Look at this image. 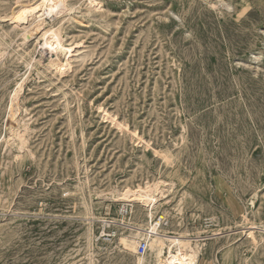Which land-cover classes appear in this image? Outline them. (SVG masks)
<instances>
[{
	"label": "rangeland",
	"instance_id": "1",
	"mask_svg": "<svg viewBox=\"0 0 264 264\" xmlns=\"http://www.w3.org/2000/svg\"><path fill=\"white\" fill-rule=\"evenodd\" d=\"M24 1L0 0V264H136L159 215L196 264H264V0H64L23 40ZM163 180L120 225L116 190Z\"/></svg>",
	"mask_w": 264,
	"mask_h": 264
},
{
	"label": "bare ground",
	"instance_id": "2",
	"mask_svg": "<svg viewBox=\"0 0 264 264\" xmlns=\"http://www.w3.org/2000/svg\"><path fill=\"white\" fill-rule=\"evenodd\" d=\"M66 3L64 0H28L20 2L17 10L13 14L11 13V19L22 25L21 28L23 29V32L20 33L21 35L23 34V40L29 39L31 33L34 30H40L41 37H45L48 33H51L52 38H55L59 36L60 28L55 29L56 27L53 26H44L45 19L43 18V16H58L62 11H70L74 8L73 5H67L68 3ZM30 26H33V29L30 30ZM47 41L48 40H46L43 45H46ZM58 43L59 45H61V47L63 46L60 39H58ZM56 47L58 48V46ZM57 61H59L58 53H56L55 60H51L50 62L57 64ZM15 101L16 100H11L8 104V111H10L8 115H10L11 117L15 115L17 110L14 103ZM20 140L22 143V138H20ZM165 186L166 184L164 183V180L163 182L153 181L151 183L145 182V184L143 185L137 184L134 188L126 185L120 190L116 191L118 192L117 196L119 201L129 205L134 202L141 204L147 209L146 215L149 218H152V209L156 208V204L159 199L158 196H160L162 193L164 194L163 190ZM158 218L160 220L161 218H163L161 223H159V220L153 221L152 219H150L149 221L146 220L145 223L136 222L135 226L131 225V228L129 230L130 236H127L128 242L125 243V246H123L122 248L132 253V255L136 254V264H196L199 253V245H197V241L199 240H191L182 232L175 233L176 231H171L167 228V226L169 225V220L163 215H159L157 219ZM253 228L257 227L254 226ZM119 239L123 240L122 237H120ZM142 239H145L147 241V248L143 254H139L136 249L139 241ZM257 243L258 239L257 237H255V239L252 241V244L256 245ZM145 254L150 255V260L146 259Z\"/></svg>",
	"mask_w": 264,
	"mask_h": 264
},
{
	"label": "built area",
	"instance_id": "3",
	"mask_svg": "<svg viewBox=\"0 0 264 264\" xmlns=\"http://www.w3.org/2000/svg\"><path fill=\"white\" fill-rule=\"evenodd\" d=\"M131 215H132V208L131 205L129 204L120 205L119 208L116 210V217H117L116 220L119 219V221H121L119 222L120 225H125L124 221L129 220L131 218ZM162 219L163 218H161V220L159 218L158 219L156 218V220L160 221L159 223L162 222ZM119 227L120 226L118 225V222L114 220L103 221L101 230L99 232V239H101L103 242H112L117 235ZM146 248H147V241L145 239L140 240L137 246V252L139 254H143Z\"/></svg>",
	"mask_w": 264,
	"mask_h": 264
}]
</instances>
